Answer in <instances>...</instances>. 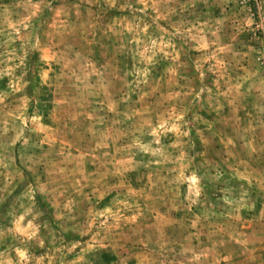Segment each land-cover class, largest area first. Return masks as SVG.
I'll use <instances>...</instances> for the list:
<instances>
[{"label": "rangeland", "instance_id": "1", "mask_svg": "<svg viewBox=\"0 0 264 264\" xmlns=\"http://www.w3.org/2000/svg\"><path fill=\"white\" fill-rule=\"evenodd\" d=\"M0 264H264V0H0Z\"/></svg>", "mask_w": 264, "mask_h": 264}]
</instances>
